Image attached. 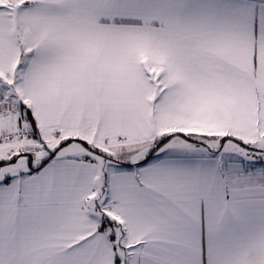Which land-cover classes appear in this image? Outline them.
Masks as SVG:
<instances>
[{
  "label": "snow or ice",
  "instance_id": "6c2138e0",
  "mask_svg": "<svg viewBox=\"0 0 264 264\" xmlns=\"http://www.w3.org/2000/svg\"><path fill=\"white\" fill-rule=\"evenodd\" d=\"M0 264H264V0H0Z\"/></svg>",
  "mask_w": 264,
  "mask_h": 264
}]
</instances>
